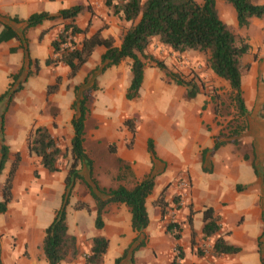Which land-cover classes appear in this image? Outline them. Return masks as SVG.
Instances as JSON below:
<instances>
[{"label":"crops","instance_id":"0c3cea01","mask_svg":"<svg viewBox=\"0 0 264 264\" xmlns=\"http://www.w3.org/2000/svg\"><path fill=\"white\" fill-rule=\"evenodd\" d=\"M221 2L215 0L219 18L237 29L235 33L246 35L250 52L256 54V58L248 61V74L241 75L246 112L238 118L246 121L239 125L218 122L211 94L200 89L194 97L187 98L186 87L166 76L149 59L144 60L138 93L132 99L125 97L131 60L124 58L116 65L104 67L100 57L105 48L101 45L94 47L69 78V68L62 62L45 63L52 57L51 40L70 22L83 30L74 34L76 46L84 35L97 30L119 46L129 23L113 15L103 0H0V30L7 25L17 34L16 38L0 41V78L5 82L0 93L9 90L14 74L21 82L10 99L24 92L29 84L39 88L30 90L37 103L31 111L9 108L10 99H0V145L2 137L7 147V157L0 169V201L14 155L19 157L11 198L0 213L1 264H47L41 242L45 227L62 204L63 179L71 160L72 128L61 120L57 101L67 91L72 94L68 103L69 123L74 114L71 103L75 94L86 95L82 148L91 160V177L97 185L101 188L121 185L129 189L151 175L153 186L145 198L148 221L142 230L131 227L128 207L116 202L105 206L102 227L97 229L95 202L88 188L89 171L79 163L80 179L74 182L64 205L66 231L75 237L78 253L74 259L58 264H84L89 239L94 236L107 239L99 264H114L125 251L118 264H171L173 259L182 264H264V16L252 18L246 28L238 29L234 13L226 5L217 8ZM74 5L82 8L71 20L55 17L32 27L25 26L24 20L32 13L44 11L56 15L60 9ZM13 16L20 21H12ZM152 49L147 46L145 53L153 55ZM167 51L170 57L163 55L161 59L169 69L176 64L173 55L180 53L169 48ZM56 76L63 86L60 84L48 95L46 87ZM215 78L227 86L225 80ZM70 83L68 88L66 84ZM45 98L57 106L58 112H49ZM251 106L254 109L249 112ZM259 106H263L260 117L256 115ZM126 119L131 121L130 125L124 122ZM36 126L46 127L63 153L56 171H48L40 163V157L28 151L27 134ZM233 130L238 134L232 133ZM148 140L153 153L148 151ZM216 141L220 144L213 148ZM180 178L188 181V195L173 210ZM160 194L163 212L155 202ZM78 202L86 208H77ZM204 207L212 208L219 224V232L208 237L201 231ZM170 217H174L178 226V237L166 228ZM217 236L238 251L212 256V243ZM176 246L180 248V258L175 255Z\"/></svg>","mask_w":264,"mask_h":264},{"label":"trees","instance_id":"16d2710c","mask_svg":"<svg viewBox=\"0 0 264 264\" xmlns=\"http://www.w3.org/2000/svg\"><path fill=\"white\" fill-rule=\"evenodd\" d=\"M222 1L231 5L238 29L246 28L250 19L264 16V3H259L258 0ZM103 4L113 15L129 23L121 35L119 46H114L112 38L102 37L99 34V30H97L90 35H84L78 46L74 42H70L74 43L73 48L63 47L64 43L69 42L67 40L68 34L74 37V34L83 32V30L70 22L63 26L60 32L51 40L52 57L46 59L45 63L62 62L69 68L67 75L69 78L87 60L94 47L101 45L105 48L100 57L101 61L105 62L104 67L116 65L124 58L131 60V78L125 93L126 99H132L137 96L145 59L151 60L158 69L162 70L166 76L173 79L176 83L184 85L187 98L194 97L199 92L200 87L193 77L183 80L174 72L169 71L163 60L145 53V49L151 39L156 38L161 45L171 51L178 53L194 51L206 54V63L209 69L215 76L225 80L228 84V96L234 103L237 116H244L246 108L240 82L243 71H247L249 67L248 62L244 61V59L250 53V45L246 35L231 31L228 25L219 18L215 0H103ZM81 8L82 6L80 5H74L66 9H60L56 15H50L44 11L32 13L24 20V23L26 27H32L41 23L44 19H53L55 17L71 20ZM10 19L14 22L20 21L15 16ZM16 36L17 34L10 26L2 25L0 41L16 38ZM19 81L21 80H17L16 74L12 75L9 90L1 94L0 99L6 97L9 100L12 94L19 90V85L14 86V83ZM58 82L59 77L56 76L54 82L46 87L47 93L48 91L54 92ZM85 101L86 95H80L79 98H74L71 103V107L75 111L70 119L72 135L69 139V154L71 160L63 179L62 204L55 211L50 223L45 227L41 242V249L47 264H58L60 261L72 260L78 253L75 237L66 231L64 205L74 182L80 179L77 168L79 163L84 164L89 171L90 184L88 188L95 202V228L99 229L102 227L101 215L105 206L110 202L123 203L128 207L131 215V227L134 230H142L148 221L144 202L152 190L153 179L151 175L137 182L129 189L121 185H117L114 188H101L97 185L94 178L91 177V160L82 148L83 122L86 115ZM124 122L128 125L131 123L129 119ZM232 133L238 134L237 130H233ZM219 144L220 142L216 141L213 148L218 147ZM27 145L30 153L40 157V163L44 168L48 171L58 170L57 161L63 156V153L46 127L36 126L31 128L27 134ZM147 147L148 151L153 153L150 140L147 141ZM6 157L7 147L1 137L0 169ZM18 160L19 157L15 154L3 182L0 213L5 211L6 203L11 198V183ZM155 202L163 212L164 202L162 194L157 197ZM76 207L86 208V205L78 202ZM177 207L175 205V208ZM201 220L203 222L201 231L205 237L219 232L217 217L211 207L202 209ZM177 227V224H168L166 228L174 233V237H178ZM174 230L176 231L174 232ZM89 244V252L84 258V264H99L107 246V239L103 236H94L89 239ZM176 248L178 250L177 257L180 258V248L178 246ZM237 251L238 248L236 246L226 243L221 236H217L213 240L212 256L230 254ZM126 252L117 257L114 260V264H118ZM171 264L182 263L173 259Z\"/></svg>","mask_w":264,"mask_h":264},{"label":"rangeland","instance_id":"374dc122","mask_svg":"<svg viewBox=\"0 0 264 264\" xmlns=\"http://www.w3.org/2000/svg\"><path fill=\"white\" fill-rule=\"evenodd\" d=\"M221 5H226L227 6L226 8H228V10L232 12V14L234 13L231 5H229L228 3H225L223 1L221 3H217V8L219 9ZM221 15L226 17V14H221ZM225 20L228 21V17L225 18ZM228 27L233 32H236L237 30L231 27L230 25H228ZM158 43L159 42L157 41L156 38H152L150 43L148 44V46L153 47L152 54L154 55V57L160 60H163L161 59V56L163 55H167L168 57H170V54H168L167 48L163 45H159ZM205 55L206 54L204 53H200V52L197 53L194 51H190L187 53H180L179 55H173V60L175 61L176 64L170 65L168 70L171 72H174L176 75L180 76V78H182L183 80H188L189 78L193 77L202 91L211 94V97L214 98L213 103H216L215 107H216V111L218 115V122L220 123L227 122V124H230V125H237V124L239 125L242 123L244 124L246 119L241 120L238 118L236 109L234 107V103L231 101V99L228 96L229 95L228 84L225 87L224 85L220 83V81H217V79L215 78V75L212 73V71H210L209 67L207 66ZM254 58H256V54H253L252 52H250L245 57L244 61L248 62L249 60L254 59ZM243 74L246 76L248 73L246 74V71H243ZM258 75L259 73L257 74V76ZM20 82L21 81L14 83V86H17V85L20 86ZM60 84L61 82L59 81L54 92L59 88ZM71 85L72 83H70L69 85L66 84L68 88H70ZM62 86H63V83L61 84V87ZM4 87H5L4 79L2 80L0 78V91ZM31 89L34 91L39 90L36 84L34 83L33 85L29 84L27 88L24 90V92L18 93L17 95H15V97H13V99L9 100L8 107L10 108L12 106H15V108H18L19 110L30 108V111L35 109L37 106V103H35L36 100H34L33 96L31 95V91H30ZM54 92L48 91V95H51ZM82 94L83 93L75 94V99L76 97L79 98L80 95ZM71 100H72V94L69 91H67L64 94H61L57 100L60 103L59 112L61 113V120L67 126H70V123L68 121L69 114H70L68 103L71 102ZM45 102H46V107L49 109V112L51 114L58 112L57 106L54 105V103L51 100L45 98ZM253 109H254V106H251L249 112H251ZM258 109H259V113L256 115L260 117L262 116V113L260 112H262L263 106L262 107L259 106ZM72 110L74 111L73 108ZM30 115L31 114H29V116Z\"/></svg>","mask_w":264,"mask_h":264},{"label":"built area","instance_id":"2783aa9c","mask_svg":"<svg viewBox=\"0 0 264 264\" xmlns=\"http://www.w3.org/2000/svg\"><path fill=\"white\" fill-rule=\"evenodd\" d=\"M67 40L69 41V42H67V43H64L63 44V47H70V48H73V46H74V43L72 44V43H70V42H74L75 40H74V37H72L71 35H69L68 34V36H67ZM188 181L186 180V179H179L178 181H177V183H176V187L178 188V191H177V193H176V204L174 203L173 205H172V209L173 210H175L176 208H175V205H177V206H180V205H182L183 203H184V201H185V199H186V197H187V195H188ZM171 216H172V214H170ZM174 217H170L168 220H167V224L169 223V224H176V222L174 221V219H173ZM174 252H175V255L177 256V254H178V251H177V249L175 250L174 249ZM86 256V255H85Z\"/></svg>","mask_w":264,"mask_h":264}]
</instances>
